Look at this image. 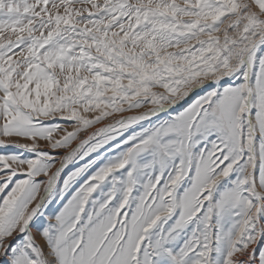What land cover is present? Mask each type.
I'll return each instance as SVG.
<instances>
[{"label":"snow or ice","instance_id":"6c2138e0","mask_svg":"<svg viewBox=\"0 0 264 264\" xmlns=\"http://www.w3.org/2000/svg\"><path fill=\"white\" fill-rule=\"evenodd\" d=\"M0 264H264V0H0Z\"/></svg>","mask_w":264,"mask_h":264}]
</instances>
